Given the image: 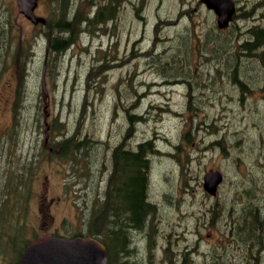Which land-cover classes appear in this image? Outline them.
Returning a JSON list of instances; mask_svg holds the SVG:
<instances>
[{
	"label": "rangeland",
	"instance_id": "obj_1",
	"mask_svg": "<svg viewBox=\"0 0 264 264\" xmlns=\"http://www.w3.org/2000/svg\"><path fill=\"white\" fill-rule=\"evenodd\" d=\"M233 1L236 14L219 31L200 0H127L104 31H81L78 42L56 56L45 27L23 22L15 0H0L20 26L9 34L11 56L6 54L0 77L3 98L17 82L19 88L12 119L9 107L0 113L9 140L0 150V203L7 185L13 192L5 206L20 204L12 197L17 181L33 176L21 196L26 236L87 234L104 203L112 149L149 140L154 153L147 192L154 211L138 240L186 250L195 264H264V233L253 238L255 252L243 240L214 247L231 241V217L242 209L247 221L256 210L264 231V67L256 57L240 63L232 54L249 28L264 26V0ZM94 7L84 12L91 16ZM55 9V2L38 0L35 13L52 20ZM194 36L200 56L189 63L186 50ZM15 42L21 46L19 68ZM236 61L244 87L227 73ZM219 62L223 74L215 71ZM99 66L106 71L95 75ZM129 113L141 120L132 123ZM71 135L73 142L88 138L74 159L58 155L54 145ZM209 170L223 174L215 197L202 188ZM2 251L10 256L0 253V264L17 262V250Z\"/></svg>",
	"mask_w": 264,
	"mask_h": 264
},
{
	"label": "trees",
	"instance_id": "obj_2",
	"mask_svg": "<svg viewBox=\"0 0 264 264\" xmlns=\"http://www.w3.org/2000/svg\"><path fill=\"white\" fill-rule=\"evenodd\" d=\"M50 1L56 3V9L52 20H49V18L46 19L45 36L48 41V49L53 55L58 56L78 42L81 31H87L92 28L94 32L104 31L115 20L117 10L127 0H80V2L78 0L70 12L68 8L72 0ZM92 6L95 7L90 16V11L85 13L84 8H92ZM247 32L249 37L243 40V43L237 46V51L234 50L232 54H235V59L240 63H247L248 61L243 60H249L250 56H255L258 61H261V64H264V26L254 25ZM188 43L189 46L186 50V55L188 54V61L190 63V59L193 58L196 60L199 58L201 42L199 37L194 36V41L189 37ZM155 47H157V44ZM151 51H153L152 48L145 53H141V55H150ZM237 61L234 66L229 68L227 73L233 79H236L240 86L244 87L240 81V77H238L241 64H237ZM92 71H94L95 75H98L106 70L99 66ZM92 71L88 75H91ZM215 71L223 74L221 64L220 70L217 69ZM186 74L191 75V73ZM165 84L167 82L163 83V85ZM187 86H190V84L187 83ZM128 117L134 124L141 120L135 113H129ZM58 130L59 128H57ZM73 138L74 135H71L55 143L58 155L66 157V155L71 153L73 155L71 157L74 159L76 153L85 144V140L88 139L85 138L73 142ZM123 143L120 142L118 146L112 149V169L110 170L106 184L104 203L103 205L101 204L102 207L100 206V209L96 212L93 224L90 223V227L86 230L87 234H89L87 236H93L106 246L109 264H117L115 263V259L119 257L118 264H128L125 257L128 254L127 239L129 229L132 228V225L138 228L144 226L143 224L146 220H151L150 216H153L154 211L153 204L149 201L147 192L148 172L151 155L154 153V144L146 140L129 148L123 147ZM32 177L30 175L23 183L20 179L17 181L18 183L15 187L16 193L12 197L15 198L14 200L16 202H20V204L10 205V207L5 206L8 204L10 198L9 193L13 192V187L5 186L7 189L6 194L0 203L1 256H10L8 252L4 253L2 251L7 247L10 250H17V257H19L26 242L39 234L34 233L30 237L25 234V217L23 216H25L26 200L22 199L21 196L26 191L29 192L26 186L27 182L32 181ZM244 212L246 214V211L242 209V212L236 219L231 217V221L233 222L229 231L238 233L237 236L243 240L244 247L249 250L253 242L251 237L253 235L255 236V234L259 235L260 233H264L262 228L263 221L256 210H251L248 213L251 217L250 221L246 220ZM229 237L231 236H227V238Z\"/></svg>",
	"mask_w": 264,
	"mask_h": 264
},
{
	"label": "water",
	"instance_id": "obj_3",
	"mask_svg": "<svg viewBox=\"0 0 264 264\" xmlns=\"http://www.w3.org/2000/svg\"><path fill=\"white\" fill-rule=\"evenodd\" d=\"M19 13L33 24L45 23L44 18L36 16L33 11L37 0H16ZM216 16L219 30L227 28L235 13L232 0H200ZM42 94L45 83L41 80ZM218 170H211L203 175V189L211 196L216 195L217 187L222 181ZM17 264H109L105 246L91 237L64 238L53 234L38 235L28 241Z\"/></svg>",
	"mask_w": 264,
	"mask_h": 264
},
{
	"label": "flooded vegetation",
	"instance_id": "obj_4",
	"mask_svg": "<svg viewBox=\"0 0 264 264\" xmlns=\"http://www.w3.org/2000/svg\"><path fill=\"white\" fill-rule=\"evenodd\" d=\"M4 11L5 10L3 8H0V77L2 74H4L3 73V62L6 59V54H8L9 34H11L12 31L19 29L20 27L19 26L17 28L16 25L14 24V19L18 16L16 15L13 17L7 16ZM19 16H21V20H23L24 22L25 18L21 14ZM38 26H39L38 24L33 25L34 29H36ZM15 44H16L15 49L17 52V56H16V59L14 60L16 61L17 67H18V65L21 62V46H20V42L19 43L15 42ZM8 55H10V53ZM8 55H7V58H9ZM251 57L255 58V56H250V58ZM10 60H11L10 62L12 63V59ZM261 66L264 67V64L262 63ZM5 67H8V65L5 64ZM16 84H17V87L12 88V94L11 96L8 95L7 98H3V93L2 91H0V113L2 115L4 111V107L7 106L6 110L9 107V109L11 110V113H10L11 119H12V115H14V111L16 108V101L18 100V96H19L18 82ZM7 86H9L8 83H7ZM259 89L260 90L264 89V86H260ZM7 126L5 128H0V150L9 141L7 136L3 134ZM44 143H45V139H44ZM52 203H53L52 201L49 202L47 206L50 207ZM148 222L149 221L146 220V222L143 224L144 226L140 228L132 225V228L129 229V234L132 233V238H130V236L128 235V239H127V242L129 244L127 245L128 254L125 257V260L128 262V264H195V262H193L192 259H191L192 262L190 263L189 261L190 255H188L186 250L181 252L180 249L178 248L174 251L173 249H170L168 246L163 247L159 242H154L153 244H151L148 240L145 242V237L138 240L141 235L147 232L146 226ZM237 234L238 233H235L232 231L227 232L226 235L231 236V241L229 243H226L227 240H225V243L221 244L222 246L219 247V245H217L214 247L217 249L223 248L224 245L226 247H229V246L232 247L233 244L238 243L237 240L239 241L241 240L239 239ZM134 236H136V238H134ZM255 237L256 236L253 235L251 238L253 239ZM187 245L189 246L190 243H188ZM191 247L192 249H196L197 243H194ZM250 250L254 252L256 251L254 249L253 242L251 244ZM262 250H263V243H260V252ZM193 254L194 253H192V255ZM255 260H257V257H255ZM249 264H254V263H249Z\"/></svg>",
	"mask_w": 264,
	"mask_h": 264
},
{
	"label": "bare ground",
	"instance_id": "obj_5",
	"mask_svg": "<svg viewBox=\"0 0 264 264\" xmlns=\"http://www.w3.org/2000/svg\"><path fill=\"white\" fill-rule=\"evenodd\" d=\"M158 86H160V85H158Z\"/></svg>",
	"mask_w": 264,
	"mask_h": 264
}]
</instances>
